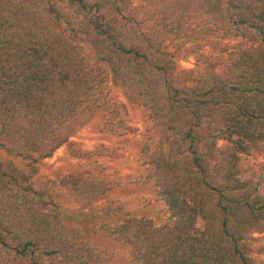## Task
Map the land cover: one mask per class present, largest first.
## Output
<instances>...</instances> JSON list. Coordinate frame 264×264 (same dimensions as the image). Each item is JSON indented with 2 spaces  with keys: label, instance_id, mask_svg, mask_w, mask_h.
I'll return each instance as SVG.
<instances>
[{
  "label": "trees",
  "instance_id": "16d2710c",
  "mask_svg": "<svg viewBox=\"0 0 264 264\" xmlns=\"http://www.w3.org/2000/svg\"><path fill=\"white\" fill-rule=\"evenodd\" d=\"M115 87L149 110L141 165L163 224L122 202L96 212L113 188L99 174L36 181L93 112L132 130ZM262 141L264 0H0V149L25 161L0 156V264H264V167L244 164Z\"/></svg>",
  "mask_w": 264,
  "mask_h": 264
},
{
  "label": "rangeland",
  "instance_id": "374dc122",
  "mask_svg": "<svg viewBox=\"0 0 264 264\" xmlns=\"http://www.w3.org/2000/svg\"><path fill=\"white\" fill-rule=\"evenodd\" d=\"M234 43L236 40H230V44ZM195 62V54L181 56L179 60L182 69L195 67ZM112 98L123 105L125 122L132 130L124 134L103 130L101 128L103 111L93 112L87 120L82 119L71 124L66 132L67 142L52 156L40 159L36 181L41 185L45 180L55 179L59 175L71 172L99 174L108 179L113 188L109 195L94 202L96 212L111 201L122 202L132 215L151 217L157 224H163L169 221L170 212L159 197L154 181L146 178L145 170L141 165L145 142L150 135L157 138L149 110L131 101L121 87L113 88ZM73 149L85 155L79 156L73 152ZM0 156L6 159L13 158L21 165L25 162L22 157H16L2 149ZM244 164L256 171L264 167V141L244 159ZM69 205L77 206L74 202ZM255 235L257 244L264 246V232ZM91 242L95 247L113 253L116 260L129 255L128 247L123 246L115 238L99 232L91 235Z\"/></svg>",
  "mask_w": 264,
  "mask_h": 264
}]
</instances>
